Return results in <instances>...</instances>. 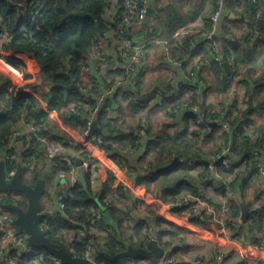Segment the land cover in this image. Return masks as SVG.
Here are the masks:
<instances>
[{
    "label": "trees",
    "instance_id": "trees-1",
    "mask_svg": "<svg viewBox=\"0 0 264 264\" xmlns=\"http://www.w3.org/2000/svg\"><path fill=\"white\" fill-rule=\"evenodd\" d=\"M25 0H0V22L5 24L10 38L4 43L5 59L16 69H23V57L32 56L34 66L32 73L25 72L24 77L29 78L28 82L16 86L12 91H7L10 79L0 73V156L5 154V163L7 169L16 168L21 165L23 170V178L25 181L33 184L39 173L44 169V165L38 166L36 159L46 154L44 149L45 142L41 141L37 136H45L46 140L54 139L62 143H68L70 139L67 136L55 137L50 129L51 118L48 114L49 110H60L67 107L69 102H74L81 94L76 93L74 86L84 82V62L85 56L90 47L97 42L99 37L106 31H117L121 21L122 0H116L114 9L116 13L113 19L108 14L111 12L112 0H46L41 5L37 16L32 18V10L21 14L16 4ZM207 0H200L194 11L188 14L181 6V0H168L167 4L159 5L156 8L154 21L149 23L150 32L147 39L153 38L155 35L161 39H172L174 31L182 24L186 23L200 12ZM216 1L212 3V9L216 5ZM242 1L246 16L241 17L252 28L253 32L239 37H225L219 40L222 54V61L214 58L209 60V75L205 77V86L201 92L202 107L205 118L217 117V113H207L210 104L205 102V95L209 90H215L219 93L227 92L231 84V79L242 72V67H249L250 64L264 68V59L259 56L253 57L254 49L257 43L264 45V30L253 40L254 29L257 18L262 15L264 17V0H237ZM75 11H85L93 14V16L74 15ZM211 13V12H210ZM213 22L210 14L205 20L202 30H210ZM21 25H24L27 31L32 34V38L24 36L19 32ZM245 43L244 45L242 44ZM254 41V43H252ZM252 43V44H251ZM173 53H180L185 58V64H188V54L194 55L197 52L205 54L198 65L192 67L199 72L204 67L203 62L206 59L207 49L202 44L192 45L189 38H184V44L181 46L173 45ZM227 62V67L223 65ZM32 65V64H31ZM120 71V67L116 68ZM186 69V67H185ZM201 73V72H200ZM33 77V79H31ZM242 81L247 86V93L253 88L252 100L254 109L249 115H243L241 110L234 115L228 111L225 119L228 120L233 130L230 134L223 132L222 144L218 147L210 149L212 154L218 152L221 147L230 144L232 149L231 164L225 166L221 161H216L215 169L210 170L208 167L209 158L204 160L197 159L194 164L180 162L176 159L175 152H192L191 149L199 148L198 137L202 135L203 129L209 123L207 119H198V112L187 109L183 115L184 130L176 133H170L165 129L151 131L150 127L145 126V132L149 139L146 147L139 157L138 165L131 166L125 153V149L139 146L143 136L140 134V128L144 129L143 124L131 125L130 129L124 130L120 123L107 115L110 98H106L100 106V109L94 113L95 118L102 130L108 131L104 133L95 131L92 136L101 137L105 141L101 147L107 151H111V155L117 163L124 168L125 164L130 165L132 171L137 172V182L150 189L154 183L158 189L157 193L165 200H176L177 196L183 192H188L187 197H183L179 201H174L173 209L178 212L183 210L193 201L192 196L204 198L205 186L200 179H205L206 183H213L215 176L213 173L221 175L218 180L220 186L216 187L224 194L227 180L234 175L231 185L234 191H240L244 194V188L250 181L251 175L258 172L256 161L253 159L252 150L262 148L264 151V129L254 128L255 135H249L248 122L254 112L264 111V75L254 79L248 73ZM168 91L164 98V104L169 113L173 112L172 108L176 105L185 103L192 105L198 100V92L193 86L183 85L180 88L178 96L171 94L173 85L169 80ZM252 84V85H251ZM107 87L114 85V80L109 81ZM105 86L106 85H102ZM101 84L91 82L87 85L88 93H93L92 100L99 94ZM29 89L30 91L26 90ZM191 89V95L186 96L185 92ZM39 92L47 101L49 110L40 108L36 103L35 93ZM86 94L81 95L82 99ZM117 94V92H116ZM114 94V96H116ZM88 96V95H87ZM112 96V97H114ZM95 97V98H94ZM179 99V100H178ZM92 101V102H93ZM170 103L168 106L167 103ZM134 104V102H131ZM134 107H137L134 105ZM68 114L67 120L70 122L71 129L83 132L87 127L85 116L89 117L88 112L81 110L80 113H71L66 108ZM93 115V116H94ZM33 119L37 129L33 134H26L22 139L24 148L18 158L16 148L9 145L11 142L10 134L21 120ZM241 121L246 122L247 127L241 125ZM80 125V129L76 128ZM141 128V129H142ZM248 129V130H247ZM190 130V131H189ZM190 133V134H189ZM212 133L209 135L211 136ZM39 141H41L39 143ZM3 148L5 151L2 152ZM211 154V155H212ZM47 155V154H46ZM194 155V154H192ZM48 157V156H47ZM81 157V156H80ZM147 157V165H143L141 159ZM196 157V156H195ZM52 160V168L60 165L62 169L69 170L70 165L65 161ZM74 163H77L78 156L72 157ZM170 160V162H168ZM34 162V163H33ZM243 165V169L240 166ZM200 167V172L196 176L193 171ZM100 173L105 180L106 188L103 192L95 195L91 188V167L84 169L83 179L77 180L69 187V193L64 197V207L55 212H46L40 220V225L49 239L57 246L63 247L72 255L85 256L88 247L92 248V254L97 264H117L121 260L113 262L108 260L101 252L115 254L126 249L127 244L121 236V223L124 216L128 213L118 208L112 197L107 193L112 189L117 191L119 195L127 197L128 193L123 188L114 174L109 171L103 164L99 167ZM29 172V176L27 173ZM54 170L53 172H55ZM211 179V181H209ZM218 179V178H216ZM114 184L112 188L110 185ZM219 185V184H218ZM0 203L16 202L21 206H26L23 194L10 191H0ZM17 194V195H15ZM20 194V196L18 195ZM232 214L239 215V204L232 203L229 207ZM233 209V210H232ZM101 210L102 219L98 228L105 231L104 239L100 240L95 233L91 231L90 220L93 211ZM13 215L14 212L10 210ZM115 220L117 226L105 223V212ZM255 216L251 219V230L255 227L261 228L264 219V206H260L255 211ZM206 215L203 212L200 216H192L191 220L200 222L201 218ZM224 221H227L225 219ZM84 227L86 234L79 238L75 237L68 241L64 238L66 229H77ZM134 234L130 237L133 246H146L151 238H156L158 243L164 248L170 247L172 237L178 235L181 231L171 221L163 216L151 214L148 217L140 218L135 222ZM258 230V231H259ZM171 235L170 238H165ZM257 239V238H256ZM256 241V240H255ZM176 248H173L175 251ZM50 252L44 247H33V251L18 254L17 264H52L50 260ZM125 259V258H123ZM0 264H7L2 260Z\"/></svg>",
    "mask_w": 264,
    "mask_h": 264
},
{
    "label": "crops",
    "instance_id": "crops-1",
    "mask_svg": "<svg viewBox=\"0 0 264 264\" xmlns=\"http://www.w3.org/2000/svg\"><path fill=\"white\" fill-rule=\"evenodd\" d=\"M112 1L113 6H111L110 14L115 8L114 4L116 0ZM167 2L168 0H148L149 7L152 9L147 21L153 22L156 8L159 5L167 4ZM199 2L200 0H181V6L184 11L190 14L194 11ZM213 2L214 0H207L204 8L200 12L193 16V18H190L186 23L180 25L174 31L171 40L153 38L146 40V72H144L145 81L142 84L143 89L135 90V88H130L128 85V87L121 90H116L117 94L116 91H113L107 95V98H110L107 115L120 123L124 130L128 131L130 129L129 126L131 125L138 126L140 123L144 125L143 132L141 131L142 127L140 128V134L143 138L141 139L142 142L139 146L127 148V150L125 149L124 154H126L128 160L131 162V166L138 165L139 157L144 151L149 139L148 134L145 132V126L147 128L150 127L151 131L166 128V130L172 134L185 129L183 115L187 109L184 108L178 113H169V110L166 107L160 106L157 103V98H155V91H159L160 93L167 92L170 85L167 67L161 57L164 54L167 44L174 43V45L177 46L184 44V38L178 39L176 37L177 31L182 27L189 28L191 32L202 30L201 26L204 25L206 18L210 14ZM242 3V1L237 0H225L224 12L216 29V35L219 40L225 37L242 38L244 35L253 32L252 28L247 24V17L245 20L241 19V17L246 16L247 13L246 10H244ZM263 30L264 29H257L255 24L253 40L256 39ZM97 42L100 43V47L97 49H89L85 56V59L90 66L89 76L93 75L96 84L108 86L107 84H109V81H113V79L116 78L119 79V73L113 67L115 65L122 67L123 65V61L119 56V43L115 38L114 31L111 30L102 34ZM252 43H254V41ZM242 44H245L243 39ZM204 55L205 54L202 52H197L194 55L188 54L187 67L191 68L198 65ZM256 56L264 59V45L261 43H257L256 48L254 49L253 57ZM28 59L32 66H34L35 62L33 57L30 56ZM3 67L4 73L11 77L12 81H18V84H24L30 80L24 78L21 72L9 65ZM247 71L254 79L264 75V68L256 65L250 64L248 68L242 67V72L231 79V84L227 92L219 93L214 90L208 91L204 97L205 102L208 104H216L221 98H224L227 102L226 109L231 107L230 111H232L234 115L238 114V110H241V113L243 114V110L248 105L249 96L247 93V86L242 81V79L245 78ZM206 75L210 77L208 73H206ZM31 79H33V77ZM124 84H126V82ZM127 88L128 92L123 91ZM192 92L193 91L189 89L185 92V95L189 96ZM114 94H116V96H114ZM87 95L84 96V100L86 102L85 106L88 107L93 101L92 96L95 95L93 93H88ZM131 102H134V104ZM69 103L70 104H68L67 107H62L58 111H48L52 120L50 126L52 131L51 135L55 137L67 136L70 139H74L80 147L84 146L87 150L94 153L95 159L91 166V188L95 195L100 194L103 192L104 188H106L105 180L99 170V167L102 164L111 171L119 181H121L128 196L123 197L119 195L117 191L112 189L107 195L113 198L114 203L118 208L128 212L121 223V236L127 245L131 244L130 237L135 232V222L140 218H144L145 216L148 217L153 213L168 219L181 230L178 235L172 237L173 244L168 247L172 249V256L176 260H186L193 263L202 261V264H242L245 258H254L259 261V264H264V253L260 252L254 245L258 236L259 228L255 227L252 230L250 228L251 219L255 216L254 211L264 204V177L259 172H255L251 175L250 181L244 188V194H241L240 191L234 192V195L230 198V205L232 203L239 204V215L232 214L230 209L225 214V219H227V221H224L223 223H220L217 220L220 212V205L225 196V193L223 194L220 189L216 190V187L220 186L218 180L221 178V175L213 173V176H215L213 177V183H206L205 179H200V182L206 185L204 198L192 196L191 194L188 197L192 200L200 199L203 201L206 215L201 218L200 222H195L186 218L183 212L175 211L172 207L173 203H175L174 201L181 200L188 192L181 193L177 196L176 200H165L157 193L158 187L154 183L151 184L150 189L145 188V186L137 182V172L132 171L129 168L130 165L125 164L124 168L121 167L111 155V151H107L102 147L97 148L96 146L86 143L85 136L82 132L76 131V129H71L69 126L70 122L66 117L68 115L66 113V108H68L72 102ZM134 105L137 107H134ZM225 110L222 113L223 117H225L228 112ZM252 110H250L247 115H249ZM95 116L96 115L90 117L85 116V118L96 120L98 129H95L94 132L101 131L102 128ZM32 120L33 119H25L19 121L16 127L21 130V135L16 139L11 140L9 144L16 148L18 158L24 148L22 138L29 133L28 123ZM241 125L247 127V124L244 121H241ZM248 126L255 129L258 127L264 129V111L254 112L251 115V120L248 122ZM80 127V125H77L76 128L80 129ZM102 131L104 133L108 132L106 130ZM223 132L225 131L217 121L209 122L205 126V129H203L202 135H199L198 137L199 148L191 149V153L194 154L197 159L204 160L209 158L212 154L210 149L220 146L223 140H225L223 138ZM211 133L212 135L209 136ZM37 137L41 139L45 136ZM48 141L53 142L56 140L49 139ZM4 151L5 148H3L2 152ZM68 151L71 154L78 156L77 164H80L81 158L78 149L68 147ZM252 152L255 161L258 160L264 163V151L262 148H255ZM148 160L149 158L144 157L141 159V162L145 166L147 165ZM35 162H37L38 166L44 165L43 170L47 171L45 175L46 189L41 196V210L44 213L55 212L56 210H59L56 204L57 192L60 191L63 186L69 184L70 179H60L56 176L52 169V160L47 157L46 154L36 159ZM168 162H170V160ZM240 168L243 169V165H241ZM84 169L86 168L83 166H78L76 168L80 180L83 179ZM199 169L200 167H197L193 171L196 176H198V173L200 172ZM26 174L29 176L28 171ZM134 174H136L135 181L132 178ZM209 181H211V179ZM112 186H114V184L111 183L110 187L112 188ZM18 195L20 196V194ZM243 204H248L249 206V215L246 220H243L241 217V207ZM104 220L106 221L105 223L117 226L115 220H113L107 211L105 212ZM91 231L95 233L100 240L104 239L105 231L102 228H91ZM77 236L76 229H66L64 231V238L68 241L73 240ZM170 236L171 235H166L165 238H170ZM173 248H176V250L173 251ZM117 264H152V262L148 258L138 257L121 259Z\"/></svg>",
    "mask_w": 264,
    "mask_h": 264
},
{
    "label": "built area",
    "instance_id": "built-area-1",
    "mask_svg": "<svg viewBox=\"0 0 264 264\" xmlns=\"http://www.w3.org/2000/svg\"><path fill=\"white\" fill-rule=\"evenodd\" d=\"M46 0H25L23 2H18L16 4L17 8L20 10L21 14L27 13V10H32V18L38 15L39 9L42 4L45 3ZM255 1V0H252ZM151 8V7H150ZM225 8V0H217L216 5L210 13L211 21L213 22L212 28L210 30H198L196 32H191V30L187 27H182L176 33V37L179 38H189L190 43L194 46L197 43L202 44L207 49L206 59L203 62L204 67L199 72L197 69H192V67H187L185 64V58L180 53H173L172 46L174 43H169L166 45L164 54L162 55V59L167 67V73L169 76V80L173 85V89L171 94L178 96L180 88L185 86H193L196 88L198 92V100L189 105L187 103L183 105L176 104L172 110L173 112L178 113L180 110L191 109L195 112H198V119H207L208 122L217 121L221 128L228 132L229 134L232 132L233 127L230 125L228 120L223 117V112L226 109L227 102L224 98L213 104L207 108V113H217V117L212 120V118H205L203 107L201 104L202 97L201 92L205 86L204 78L209 77L206 73H209L210 58H214L217 61H222L221 47L219 38L216 35L217 25L221 19V16L224 12ZM148 9L149 3L148 0H122V13H121V21L118 26V30L114 31V35L116 40L119 43V56L123 61L122 67L119 65H115L113 68L120 67L119 79H113L114 85L111 87L102 86L99 94H97L96 98L93 102L89 104V106H85L86 102L82 99L83 94H86L88 91L87 85L94 81L93 75L90 74V66L85 59L83 70H84V82L82 84H77L74 86L76 93H83L77 97V99L71 103L68 107L71 113H80L81 110L87 111L89 117L94 115L100 109L101 104L107 98V95L113 91L121 90L125 87L130 86V88L143 89L142 84L145 81L144 72L145 71V60H146V50L145 44L147 40V34L150 32L149 23L151 21H147L148 18ZM116 10L114 9L112 13L108 14L110 19H113ZM262 16V15H260ZM19 32H21L24 36L32 38V34H30L24 25H21L19 28ZM10 38L8 31L6 29L5 24L0 22V73L6 75L4 73L3 66H11L5 59V50L4 43ZM153 39H161L157 35L153 37ZM100 47V43H94L90 49H97ZM24 66L23 69L25 72L32 73V65L28 59V57H23ZM186 67V69H185ZM14 68V67H13ZM16 69V68H15ZM23 69H17L24 76ZM10 79V84L7 87V91H12V89L16 86H20L22 84H18V81H12L11 77L6 75ZM25 78V77H24ZM234 78V76H233ZM29 79V78H26ZM126 82V84H124ZM26 90L30 91L26 88ZM212 90V89H211ZM209 90V91H211ZM128 92V88L123 90ZM132 91V90H131ZM215 91V90H214ZM117 92V91H116ZM155 98H157V103L159 105L164 104V98L166 96V92L160 93L159 91H155ZM36 95V103L40 108L45 110H49L47 107V101L43 97V95L39 92L35 93ZM87 95V94H86ZM179 100V99H178ZM170 106V103H167ZM87 127L82 132L85 136V142L89 143L93 146L101 147V144L105 141L101 137H93L92 133H90V125L92 119L87 118ZM248 128L249 135H255L254 128ZM29 134L37 129L34 120L28 123ZM247 129V130H248ZM143 132L144 129H141ZM21 135V130L15 127L11 134V140L16 139ZM41 141L45 142V151L47 156L50 159H56L57 161H65L68 165H70L69 170L62 169L60 165L56 164V167L53 166V171L56 170L55 174L60 179L68 178L70 179V183L63 186V188L57 192L56 195V204L58 209H62L64 207V197L67 193H69V187L73 185L77 180H79V175L76 171V168L79 166H83L85 168L91 167L95 155L90 150H87L86 147H80L74 139H69L68 143H62L59 141L50 142L46 140L44 137L41 138ZM39 141V143L41 142ZM68 147H73L78 149L80 153L81 163H74L72 157L75 155L71 154L68 151ZM176 159L180 162H186L188 164H194L197 162V158L192 155L190 152H175ZM232 157V149L230 144H226L220 148V150L209 157L208 167L210 170L215 169L216 161H221L223 165L229 166L231 164ZM1 158V156H0ZM34 163V162H33ZM256 166L258 168V172L264 177V163L256 160ZM16 169V168H15ZM15 169H7L5 170L6 178L10 179L15 172ZM234 178V175L227 180L226 188H225V196L223 198L222 204L220 205V212L217 220L220 223H223L225 220V214L229 210L230 207V198L234 195V189L231 185V182ZM1 191V189H0ZM1 193V192H0ZM264 206V204H263ZM203 212H205V208L203 207V201L197 199L191 202L184 210L183 214L186 218L191 219L192 216H200ZM102 211L96 210L92 213V218L90 220V227L97 228L101 219H102ZM15 215L12 212L3 206V203H0V262L5 260L7 264H17L18 254L24 252L33 251V246L27 239V234L20 230L19 227L14 222ZM77 235L79 238H82L86 234V230L84 227H77L76 229ZM255 247L262 253H264V219L260 230L258 231L257 239L254 243ZM85 257L89 258L96 263L95 257L92 254V248L88 247L85 251ZM50 260L52 264H61L60 259L54 255L50 256ZM161 261L166 262L167 259L164 257H160ZM242 264H259V261L254 258H245Z\"/></svg>",
    "mask_w": 264,
    "mask_h": 264
},
{
    "label": "water",
    "instance_id": "water-1",
    "mask_svg": "<svg viewBox=\"0 0 264 264\" xmlns=\"http://www.w3.org/2000/svg\"><path fill=\"white\" fill-rule=\"evenodd\" d=\"M149 7L148 15L151 12ZM74 15L80 16H93V14L85 11H75ZM257 29H264V17L259 16L256 20ZM223 65L227 67V62H223ZM253 88H251L248 96V105L243 110V114L247 115L250 110L254 108L252 100ZM95 129H98L96 120L91 121L90 133H93ZM33 134V132H31ZM6 163L5 154L1 155L0 158V189L4 191L21 193L26 201V206L23 207L16 202H7L3 206L9 210H12L15 214L14 222L20 230L27 234L28 241L35 247H44L48 249L50 254L58 257L61 264H94L92 260L85 256L72 255L63 247H57L45 234L44 230L40 225V220L44 217L45 213L41 210V196L46 189L45 175L46 170H42L37 176L36 181L31 184L24 180L23 170L21 165H18L15 169L14 174L10 179L6 178L5 174ZM135 181L136 174L133 175ZM242 219L246 220L249 215L248 204H243L241 207ZM105 257L113 262L119 261L123 258H138L144 257L151 260L152 264H202V261L189 262L186 260H176L172 256V249H164L156 238H151L146 246H133L128 244L126 249L119 251L115 254L101 252ZM160 257L167 259L166 262L161 261Z\"/></svg>",
    "mask_w": 264,
    "mask_h": 264
}]
</instances>
